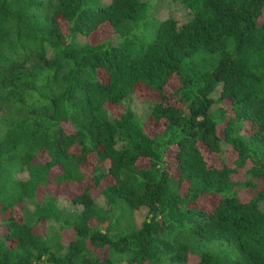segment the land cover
Instances as JSON below:
<instances>
[{
	"label": "trees",
	"instance_id": "obj_1",
	"mask_svg": "<svg viewBox=\"0 0 264 264\" xmlns=\"http://www.w3.org/2000/svg\"><path fill=\"white\" fill-rule=\"evenodd\" d=\"M179 1L0 0V264H264V0Z\"/></svg>",
	"mask_w": 264,
	"mask_h": 264
},
{
	"label": "rangeland",
	"instance_id": "obj_2",
	"mask_svg": "<svg viewBox=\"0 0 264 264\" xmlns=\"http://www.w3.org/2000/svg\"><path fill=\"white\" fill-rule=\"evenodd\" d=\"M102 1L106 2L108 0H102ZM148 2H150L149 5H151V10H150L151 20H156V19L161 20L164 18L171 17L175 19L179 24H182L188 21L192 16L190 10L187 9L179 0H148ZM111 33H112V29L109 26H103L98 28V30L95 33V37L97 40H101ZM117 38L118 36L114 35L111 37L110 41L112 43H115L117 41ZM127 104L130 105V107L137 113L138 116H144L148 110L147 106L141 103L139 100H137L133 95L127 100ZM224 155H227V152H225L222 157H224ZM219 159L220 158L216 156V154L211 155V160L218 161ZM22 176H25V174H22ZM77 189L78 188L75 185H66V186L64 185L62 187L52 185L50 186L49 190L59 196L57 198V204L60 207L66 209H74L75 206L71 205L69 200H66L63 197H68ZM242 194L244 195L245 198L246 193L243 192ZM97 197H98L97 202L102 203L101 197L99 196ZM25 207H26V215L27 216H29V214L31 215L34 208L33 202H27ZM144 213H145L144 210H140L136 213L137 221H140L141 219L144 218L145 216ZM46 227L47 228H45V232H47V234H49L52 230L54 229L56 230L58 228V226L53 221L48 222ZM3 230L4 227L2 226V224H0V231L3 232ZM118 264H128V263L122 260L119 261Z\"/></svg>",
	"mask_w": 264,
	"mask_h": 264
}]
</instances>
